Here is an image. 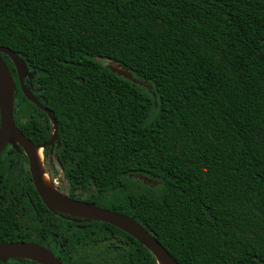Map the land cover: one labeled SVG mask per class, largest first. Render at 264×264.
<instances>
[{
	"label": "trees",
	"instance_id": "1",
	"mask_svg": "<svg viewBox=\"0 0 264 264\" xmlns=\"http://www.w3.org/2000/svg\"><path fill=\"white\" fill-rule=\"evenodd\" d=\"M0 46L57 121L67 196L135 219L180 264H264V0H0ZM1 55L13 120L43 144L50 120ZM18 240L63 264H157L111 224L48 210L8 145L0 242Z\"/></svg>",
	"mask_w": 264,
	"mask_h": 264
},
{
	"label": "water",
	"instance_id": "2",
	"mask_svg": "<svg viewBox=\"0 0 264 264\" xmlns=\"http://www.w3.org/2000/svg\"><path fill=\"white\" fill-rule=\"evenodd\" d=\"M1 53L7 55L12 61L20 89L26 99L44 111L50 120L52 134L43 144H34L20 131L13 120L16 84ZM106 67L119 76L134 83L142 84L141 81L133 77L129 70L119 64L110 62ZM25 78L29 80L33 78V73L29 71L26 62L13 50L0 46V155L8 145L18 152L22 151L26 155L33 186L44 205L54 214L77 222L84 219L111 224L131 235L140 244L145 246L156 258L157 264H180L152 233L130 216L99 206L95 202L70 198L67 194L58 192L55 187L52 190L44 184L36 151L40 147L46 149L55 145V142L58 141V124L51 111L26 86L24 82ZM138 178L144 182H151L150 179L142 175ZM9 259H28L38 264H63L48 246L23 240L0 242V261L7 262Z\"/></svg>",
	"mask_w": 264,
	"mask_h": 264
},
{
	"label": "rangeland",
	"instance_id": "3",
	"mask_svg": "<svg viewBox=\"0 0 264 264\" xmlns=\"http://www.w3.org/2000/svg\"><path fill=\"white\" fill-rule=\"evenodd\" d=\"M108 63V61L105 62V64ZM41 162L43 164L44 170L50 177V182L52 183L53 187H55L58 192L66 194L68 186L67 180L64 177V174L61 170L62 168L60 167L56 155L49 149V147L43 149V158Z\"/></svg>",
	"mask_w": 264,
	"mask_h": 264
},
{
	"label": "bare ground",
	"instance_id": "4",
	"mask_svg": "<svg viewBox=\"0 0 264 264\" xmlns=\"http://www.w3.org/2000/svg\"><path fill=\"white\" fill-rule=\"evenodd\" d=\"M36 155H37V158H38V161H39V164H40V169L42 171V176H43V182L44 184L51 188L52 190H54V187L53 185H51L52 183H50V177L49 175L46 173V171L44 170V167H43V164H42V158H43V149L40 147L37 149L36 151ZM161 264V263H160Z\"/></svg>",
	"mask_w": 264,
	"mask_h": 264
},
{
	"label": "flooded vegetation",
	"instance_id": "5",
	"mask_svg": "<svg viewBox=\"0 0 264 264\" xmlns=\"http://www.w3.org/2000/svg\"><path fill=\"white\" fill-rule=\"evenodd\" d=\"M48 148V147H47ZM53 148H54V146L53 147H49V149L52 151V152H54V154H55V151L53 150ZM56 155V154H55ZM57 157V156H56ZM58 159V158H57ZM59 161V160H58ZM59 164H60V162H59ZM60 167L62 168L61 170H62V172H63V174H64V171H63V167H62V165L60 164ZM64 177H65V175H64Z\"/></svg>",
	"mask_w": 264,
	"mask_h": 264
}]
</instances>
